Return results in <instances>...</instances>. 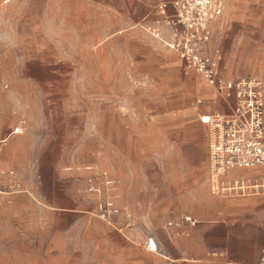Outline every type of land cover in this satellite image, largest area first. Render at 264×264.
<instances>
[{"label":"rangeland","instance_id":"rangeland-1","mask_svg":"<svg viewBox=\"0 0 264 264\" xmlns=\"http://www.w3.org/2000/svg\"><path fill=\"white\" fill-rule=\"evenodd\" d=\"M164 1L0 0V264H41L62 253L65 264L116 263L99 243L119 222L99 217L88 167L113 176L114 201L136 221L152 213L133 187L147 185V177L133 178L139 158L147 174L146 156L133 142L126 150L122 130L132 137L133 122L142 130L149 115L199 107L183 83L204 78L153 35L163 30ZM223 3L207 54L224 78L264 79V0ZM167 51L179 66L165 65ZM162 206L155 218L169 226L176 217ZM259 213L250 234L234 241L264 240Z\"/></svg>","mask_w":264,"mask_h":264},{"label":"crops","instance_id":"crops-1","mask_svg":"<svg viewBox=\"0 0 264 264\" xmlns=\"http://www.w3.org/2000/svg\"><path fill=\"white\" fill-rule=\"evenodd\" d=\"M229 9L232 11V6L229 5ZM163 56L165 65L179 66V60L170 52H165ZM221 56L223 58L222 53ZM223 73L224 68L219 67L217 76ZM195 80H187L183 85L186 94L192 91L199 96V107L197 105L189 110H181L180 114L149 115L147 125L142 130L140 121L133 122L132 137L129 130H122L126 150H129L133 142L138 156L140 153L146 156L147 174L143 173L144 161L140 166L139 158L137 167L133 169V178L147 177V185L138 181L137 185L133 183V187L137 190L139 201L150 204L152 213L142 218L140 216L136 221L130 211L121 207L131 215L132 225L129 226L122 215L117 220L118 228L107 227L104 230L105 238L101 239L103 242L99 243V250L106 253L107 259L115 255V264L258 262L264 240L261 242L260 239L244 238L237 242L233 240V235L250 234L251 223L256 219L253 217L255 210L260 212L262 219L264 209L259 208L264 205V196H228L212 191V127L203 123L202 117L220 114L221 111L228 113L229 107L226 101L219 103V94L208 81L200 76ZM174 131L181 135L179 141L168 139L167 134ZM157 204H163L164 211L175 215L176 220L169 221L171 227L158 224L154 214ZM187 217L195 220L196 224L185 221ZM151 237L157 244V252L148 247V239ZM46 258L41 259V264H65L61 261L66 260L67 255H48Z\"/></svg>","mask_w":264,"mask_h":264},{"label":"built area","instance_id":"built-area-1","mask_svg":"<svg viewBox=\"0 0 264 264\" xmlns=\"http://www.w3.org/2000/svg\"><path fill=\"white\" fill-rule=\"evenodd\" d=\"M158 10L164 17L163 30L158 29L153 35L174 51L188 70L202 75L229 107L224 115L202 117L203 123L212 127V191L228 196H264V79L217 76L219 61L216 56L207 54L212 24L225 11L223 0L164 1ZM86 170L90 173L86 189L97 198L99 217L113 222L124 215L127 224L132 225L131 215L114 201L113 176L95 167ZM239 171L245 175H237ZM185 221L196 224L190 217ZM171 226L170 223L168 227ZM148 247L154 252L158 250L152 237L148 239ZM257 264H264V245Z\"/></svg>","mask_w":264,"mask_h":264},{"label":"snow or ice","instance_id":"snow-or-ice-1","mask_svg":"<svg viewBox=\"0 0 264 264\" xmlns=\"http://www.w3.org/2000/svg\"><path fill=\"white\" fill-rule=\"evenodd\" d=\"M153 248H155V244H153Z\"/></svg>","mask_w":264,"mask_h":264},{"label":"bare ground","instance_id":"bare-ground-1","mask_svg":"<svg viewBox=\"0 0 264 264\" xmlns=\"http://www.w3.org/2000/svg\"><path fill=\"white\" fill-rule=\"evenodd\" d=\"M249 198H253V197H249Z\"/></svg>","mask_w":264,"mask_h":264}]
</instances>
